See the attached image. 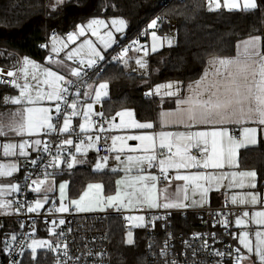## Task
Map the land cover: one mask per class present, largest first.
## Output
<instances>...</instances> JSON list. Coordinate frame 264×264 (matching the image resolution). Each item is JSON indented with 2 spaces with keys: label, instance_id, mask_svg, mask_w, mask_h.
<instances>
[{
  "label": "snow or ice",
  "instance_id": "6c2138e0",
  "mask_svg": "<svg viewBox=\"0 0 264 264\" xmlns=\"http://www.w3.org/2000/svg\"><path fill=\"white\" fill-rule=\"evenodd\" d=\"M66 0H56L57 5L64 4ZM217 8L220 4L217 0ZM225 6L229 9H237L240 5L236 0H225ZM211 9V3L209 5ZM259 6L257 0H243L242 8L245 11L255 10ZM112 25H120L116 28L117 32L123 31V26L125 21L123 19L112 20ZM157 25V20L154 19L149 24V28H155ZM107 28L108 25L104 20L91 19L87 25H80L78 31H74L68 34L67 40L70 42H75L77 36H84L87 30L92 31V35H99L97 29L99 27ZM107 40L104 36H100L101 41L104 42L105 48L110 47L111 43L115 42V38L111 31L106 34ZM153 41L159 39L156 33H152ZM260 36H253L250 39L244 40L241 44H238L237 53L235 57L231 58H220L214 57L209 60V67L205 70L204 74L197 81L190 83L187 88V94L180 93L179 83H167L157 85L154 92L146 93V95H161L163 90V95L168 97H176L175 108L173 110L161 111L159 113V124L160 126H183L185 131H159L153 134L146 135H130L127 137L128 140L140 141V145L137 147H132L122 144L121 148L118 149L119 152L124 151V147H128L130 152H142V155H126L123 159L121 155H116L115 159L120 161L123 165V171L125 173H132L135 171L137 174L132 177V183L129 187L134 189L133 192H126L125 196L130 197L128 203H132L131 197H135L137 203H146L150 208L163 207L168 208H185L188 206L193 207H203L207 194L209 190L213 187H219L221 182L224 180H229L230 183L228 187H244V178L246 177H256L255 171L247 172H233L229 176L228 173H220L217 175L214 172L206 171L208 169H223L225 164L232 165L236 162V149L240 146H245L247 144H256L258 132H264V53L260 50ZM56 37L53 36V47L52 52L58 53L60 50L55 47ZM137 43L133 41V44ZM169 45L173 43V39H168ZM87 45L89 49V58L87 61L81 59L79 61L80 67H71L68 69L72 77H81V73L84 70V66L87 68H92L97 65L98 61H103L105 56L100 50H98L92 43L91 40H85L79 48L72 49L67 53V59L73 60L74 56H78L80 51ZM67 43L63 44L64 48H67ZM128 48H124L117 57L114 59L122 61L127 65V60L125 59ZM152 51H156V44H153ZM51 60V57H49ZM58 65L57 70L52 68L42 69L44 75L43 84L47 85L50 91L45 92L40 87V82L33 72L32 79L36 80L37 83L32 87L35 89L34 95L29 92L30 85L26 82L21 86L16 83V79L11 81L17 88H21L19 96L16 97H5L4 105L6 106L9 102L12 105L19 106L15 112H10V122L7 124L0 123V137H7L9 133H13L17 136L23 137L25 133L31 136L33 133H38L41 130L46 132L58 131V132H69L72 122L70 116L63 117V127L56 128V125L52 123V116L50 115L52 109L49 107L37 106L42 101H55V112L57 114L61 113L60 102L67 104L69 108L72 109L71 116H77L80 113L77 111V102L73 101L68 103L67 96L70 93V89L75 87L77 89V96L84 95L90 96V92L80 93V82L73 81L71 79H66L65 75L59 74L60 70L67 68L64 62L56 61ZM137 64L142 68L145 67V63L137 59ZM31 66L32 69H39V65L30 60L28 57H24L22 60V67L19 71L23 72L25 77L28 76V68ZM2 71V70H0ZM86 74V73H85ZM7 77H17L18 73L14 71H8L6 73ZM2 82V81H0ZM92 89V86H88ZM109 85L107 82L100 83L98 87L94 89L95 96L92 98V103H87L83 116L85 117V123L79 125L81 131H86L87 127L91 124V116L96 115L101 118L99 124V131L104 132L107 129L104 128L105 118L103 111L94 112V104H100L103 97L108 96ZM133 112L130 110H124L117 112L115 116L111 119L115 121L116 116L121 117L120 124L110 123V128H134V129H153V122H138L134 119H130L128 122L123 120V117L127 116L129 118L133 117ZM249 123H254L257 127H244L243 128V139L237 140L232 135L229 134V125L239 124L245 125ZM203 126L205 130L193 131V128H200ZM7 128L8 131H5ZM91 141L92 137H88ZM101 139L100 136H96L95 140L98 142ZM122 139L121 137H112V149L116 150V141ZM40 140H35V145H40ZM73 141L67 139L63 141V144L71 145ZM27 146V141L19 144L20 155L27 156L24 151ZM93 144H89V147H93ZM17 148L16 144L5 143L3 144L4 155H15L14 149ZM45 151H48L46 146ZM166 150V151H165ZM193 150H196V154H193ZM76 151H81V146H76ZM104 164L97 162L95 165L96 170L103 168L109 157H102ZM75 157L72 159V163H69V167L75 163ZM33 164L36 163L35 160L32 161ZM159 168V176L157 175H142L141 173L146 172L151 168ZM16 164L3 165L0 164V176H11L14 171H16ZM170 169L177 171L174 177H169L168 172ZM197 169V171L189 172L188 174H179L180 170ZM202 169V170H201ZM119 169L113 168V171H118ZM240 177L237 180V177ZM47 178V177H45ZM172 179L176 181H183V187L177 185L173 195L175 196V202H171V198L168 194V187L159 190L157 189V184L160 181H168L171 184ZM44 180H33L32 183L36 185L33 189L36 192L40 191V185L43 184ZM124 181L118 180L116 183L120 185ZM139 185V187H136ZM251 187H255L254 184L249 181ZM89 189L95 188L101 190L103 185L101 184H89ZM191 191L195 193L199 191L201 193L199 200H193L191 205H186L183 201L188 199V192ZM10 189L12 191H18L19 185L11 184ZM65 185H60V191L63 195ZM4 189L0 188V195L4 193ZM183 191V199L180 197V193ZM163 195L164 203H158L160 195ZM88 196V192H84L83 196L79 200H73L71 203L76 206L78 211H88L91 210L89 207L82 206V202L85 197ZM47 197H45V201ZM121 200L120 193L117 192L115 196L107 197V203L111 205L115 201ZM258 198L252 193H248L247 196H232V203H250L257 204ZM11 201H0V208L11 207ZM43 207L41 201L37 200L35 207L29 206L27 211L34 212L37 209ZM69 209L61 204V206L56 209L58 212H67ZM18 211V209H17ZM250 213L244 211L242 217H238L235 220L237 226L245 225L249 222L254 223L257 226H264V211H256L251 214V220L249 218ZM129 220H139L144 221V217H127ZM55 225L56 221H52ZM65 221L61 219L59 224L63 225ZM225 226H227L228 221H222ZM141 226V225H137ZM63 234L62 232L60 233ZM255 243L250 238V231H241L238 235L239 244L247 249L248 253L258 257V264H264V231H261L258 227L255 232ZM129 239L128 243H133L131 237L132 233H128ZM16 237L13 236L12 240ZM167 243V242H166ZM7 246V245H6ZM47 246L49 250H54L51 242L43 240H32V243L28 245L32 250L33 260L36 257L37 248H43ZM207 246V242H205ZM59 248V245H56ZM67 249V245H64ZM237 256V264L243 259H248L250 264H257V261L252 260L251 255L244 257L240 255V248L235 249ZM195 250L193 255H195ZM67 255V251H65ZM162 255L166 253L162 252ZM217 256H224L225 253H216ZM227 255H231L228 253ZM67 264V261L64 262ZM172 264H175L173 261Z\"/></svg>",
  "mask_w": 264,
  "mask_h": 264
},
{
  "label": "trees",
  "instance_id": "16d2710c",
  "mask_svg": "<svg viewBox=\"0 0 264 264\" xmlns=\"http://www.w3.org/2000/svg\"><path fill=\"white\" fill-rule=\"evenodd\" d=\"M95 17L123 18L127 30L118 39L120 42L139 35L142 27L154 19L163 27L167 20L176 22L175 42L149 54L145 75L138 76L125 72L117 64H108L94 79L109 85L108 96L101 103L105 116L128 109L140 122L151 121L160 109L157 100L145 97L153 85L169 80L195 81L208 58L232 57L237 42L261 36L264 30L261 6L248 11L209 12L206 0H66L61 5L53 0H0V67H8L18 57L25 56L43 63L47 54L41 44L46 39L71 32ZM95 160L94 155L89 156L85 165L60 175L69 183L70 198H77L85 184L92 181L102 183L105 195L114 192L117 174L91 170ZM238 163L240 169L254 170L259 184L264 186V137L256 147L240 151ZM105 227L109 264L143 263L142 240L132 245L124 242L125 229L120 217H108ZM18 230L15 221L0 225V264ZM43 233L39 231V235ZM53 260L49 250L40 251L35 260L27 251L19 264H53Z\"/></svg>",
  "mask_w": 264,
  "mask_h": 264
},
{
  "label": "built area",
  "instance_id": "2783aa9c",
  "mask_svg": "<svg viewBox=\"0 0 264 264\" xmlns=\"http://www.w3.org/2000/svg\"><path fill=\"white\" fill-rule=\"evenodd\" d=\"M262 10H264L263 0H259ZM164 3V1H162ZM150 22L146 23L140 34L131 40L120 42L117 40L112 49L106 54L103 61H98L92 68L84 66L81 77H66L73 81L80 82V93L87 91L88 85L94 79L102 74L108 64H117L127 70V65L122 61L114 59L124 48H128L125 59L134 60L140 57L149 56V35L156 33L159 39H176L177 25L175 21L167 20L163 27L157 22L155 28H149ZM54 35L51 36L53 38ZM46 39L41 46L46 47ZM133 41L137 43L133 44ZM172 43V44H173ZM60 59V58H59ZM51 60H55L52 56ZM72 67H80L79 61L71 62ZM6 71L0 72V85H11L12 77H7ZM86 73V74H85ZM75 87L70 89L67 96L68 103L77 102V111L80 113V104L85 99L84 95L77 96ZM145 97H149L145 95ZM61 113L55 111L52 116V123L56 128L63 127V117L70 116L71 128L69 132H46L39 135L42 142L41 149L36 154H29L24 159V173L19 183V190L13 195V208L16 212H0V225L5 221H15L19 225L18 232L14 235L15 240L11 239L6 251L5 260L2 264H19L23 255L28 251L30 241L43 230L46 236L52 229L55 241L53 264H109L108 231L105 227V220L108 217L123 216L126 214L142 215L144 221L141 228L142 237V264H237L235 251L238 248L236 243V227L234 219L238 217L243 207L232 206L225 203L220 207H200V208H180L165 209L163 207L148 209L138 212H123L118 209L100 212H78L68 210L67 212L56 211L55 205L48 206L42 210L28 212L29 206L34 205L35 198L33 189L35 184L33 180H44L57 167L58 162L61 171L68 172L72 170L69 163H72L73 157H76V146H87L91 143L88 137L92 139L100 136L101 139L94 143V151L97 157L102 159L104 156H110V141L113 130L109 127L110 122L104 115V132L99 131L101 118L92 115L91 124L86 131H81L78 120L81 115L71 116L72 109L64 102H60ZM96 111H103L102 107H97ZM71 139V145L63 144L64 140ZM48 151H45V147ZM196 154V150L193 151ZM36 163L33 164L32 161ZM157 172V176H159ZM164 181L158 182L161 185ZM18 209V211H17ZM63 219L65 223L59 224ZM227 220V226L222 221ZM52 221H56L54 225ZM126 222L123 223L125 227ZM63 233L62 235L60 233ZM167 242V243H166ZM207 242V246H205ZM67 245V249L64 245ZM195 250V255L193 251ZM67 251V255H65ZM162 252L166 255H162ZM225 253L224 256H217L216 253ZM231 253V255H227ZM241 255V254H240ZM242 264V260L239 262Z\"/></svg>",
  "mask_w": 264,
  "mask_h": 264
},
{
  "label": "crops",
  "instance_id": "0c3cea01",
  "mask_svg": "<svg viewBox=\"0 0 264 264\" xmlns=\"http://www.w3.org/2000/svg\"><path fill=\"white\" fill-rule=\"evenodd\" d=\"M53 2H54V4L57 5L56 0H53ZM216 2H217V0H206V8L209 12H216L219 10H226V11L243 10V8H242L243 0H236V2L240 5V7L237 9H229L228 7H226L225 6V0H218L220 7L217 8L215 6ZM210 3H211V9L209 7ZM257 4H258V6H261V3L259 0H257ZM91 19L104 20L106 22V24L108 25V27L107 28H105L103 26L99 27L97 29L99 35H92V31L86 29L85 35L84 36H77V39L75 40V42L68 41L67 37H68L69 33L74 32V31H78V27H76L75 30L68 32L64 35L55 36L56 37L55 47L60 50L58 53L52 52L53 38H51L48 41L47 46L45 47L46 54H47L45 61L43 63H39V62H35L32 60L37 65H39V69L34 70L31 68V66H29L27 77H25L23 72L19 71L20 68L22 67V60L24 57H18L16 60L12 61L8 67H0V70L6 71V72H8V71L17 72L18 76L12 77V78L16 79V83L20 84L21 86H23V84L27 82L30 85L29 92L32 93L33 95H34L35 89L32 86L37 83L36 80L32 79L33 72H35V75L37 76V78L40 82V87L45 92L50 91L48 86L43 84V80L45 77L41 71L42 69L52 68L53 70H57L58 65L55 62L62 60L64 62V64L67 65V68L61 69L59 74L65 75L66 77H72L68 71V69L72 67L70 65V63L74 62V61H80L81 59L87 61V59L89 58V49H88L87 45H85L84 48L80 51V54L78 56H74L73 60L67 59V53L69 51H71L72 49L79 48L80 45L83 44L84 41L87 39V40H91L93 45L98 50H100L103 55H106L112 49L115 42L120 37H122L127 30V23L121 17H107V18L95 17V18H90L89 20H87L86 22H84L81 25H87V23ZM114 19L115 20L123 19L125 21V25L123 26L122 32L116 31V28L120 27V25H116V26L112 25L111 22ZM78 26H80V25H78ZM108 31L112 32V34L115 38V42L111 43L110 47L105 48L104 42L101 41L100 36H104V39L107 40V36L105 34ZM250 38L251 37L240 40L239 42H237L236 46L238 44H241L242 41L250 39ZM160 40L164 42L163 46H165V44L168 43V40H163V39H160ZM64 43H67V45H68L67 48L63 47ZM260 50L262 53H264V46L262 44V37H261V41H260ZM150 53H153L151 50V44H150V49H149V54ZM236 53H237V47L235 48V54L232 57H235ZM52 56L55 57V60H49V57H52ZM213 58L214 57H210L207 59L205 67H204L201 75L195 81H197L201 78V76L204 74L205 70L208 69V67H209V63H208L209 60H211ZM220 58H231V57H220ZM137 59L142 60L146 66L142 68L139 64L136 63ZM127 67H128L127 70L129 72H133L138 76L145 75L147 68H148V56L136 58L134 60H129L127 62ZM124 71L128 72L125 69H124ZM192 82H194V81H192ZM192 82L184 83V82L179 81V80L164 81V82L157 83V84L153 85L147 93H149L150 91L154 92L156 86L160 85V84H167V83L176 84V83H179L180 93L181 94H187V92H188L187 86ZM99 83H102V82L93 81L89 84L92 86V89H89V87H87L86 92H90V96H85V99L80 104V114H82V115H81L80 119L78 120L79 124L85 123V117L83 116L84 108H85L87 103H92L91 97L93 96V94H95L94 89L99 85ZM20 91H21V88H17L14 84H11L9 86H1L0 85V123H4V124L9 123L10 122L9 113L15 112L16 109L19 107L17 105H12L10 102L5 106L4 105V98L5 97L11 98V97L19 96ZM162 93H163V90L161 92V95H148L150 98L157 100L160 104V109L156 112L154 118L151 121H146V122H153L155 125L154 128L153 129H134V128H123V127L115 128L116 130L113 131L112 137L117 136V137H121L122 139H118L116 141V150H110L109 159L103 168H101L100 170H96V168H95V165L97 164V162H100L101 164H104L105 162L103 161V159H100L99 157L96 156L95 151H94V146L93 147H89V145L81 146V151L76 152V157H75L76 162L73 163L72 169L77 167V166L85 165L88 161V157L94 155L96 157V160L91 165V170H93L95 172L106 171V172L117 174V178L115 180L114 192L107 195V196H104V194H103L104 189L103 188L101 190H97L94 188L95 189L94 190V192H95L94 198L89 199L88 197H85L84 201L82 202V206L89 207V208H91V210L79 211V212H100V211H111L113 209H118V210H121V211L127 213V212H134V211L138 212V211L153 209V208H150L146 203H137L134 196L131 197L132 203L131 204L128 203L130 197L125 196V193L134 191V189L132 187H129L128 185L132 183V177L135 176L137 173L135 171H133L132 173H125L122 170L123 165L121 164L120 161H117L115 159V156L119 154V155H121V158L123 159L126 155H129V154H132V155H142L143 154L142 152H139V151L130 152L128 147H124L123 152L118 151V149L121 148L122 144L132 146V147H137L138 145H140V141L128 140L127 137L130 135L153 134V133L159 132L161 130L173 131V132L185 131V128L183 126L172 125V126H166L163 128L160 126V124H159V113L161 111L173 110L175 108V99H176V97H168V96L163 95ZM55 103H56L55 101L45 100V101L40 102V104L37 106H43V107L51 108L52 111H51L50 115L53 116V112L55 111ZM98 106L99 105H95L94 110ZM99 107H102V106H99ZM125 110H128V109H125ZM121 111H124V110H121ZM130 111H132V110H130ZM133 114H134V112H133ZM121 119H122L121 117H118V119H116L115 122L120 124ZM130 119H134V120L138 121L135 118V114L131 118H129L127 116L123 117V120L125 122H128ZM138 122H140V121H138ZM141 123H144V122H141ZM244 127H257V125L254 123H249V124H245V125H239V124L229 125L228 126L229 134L232 135L237 140H241V139H243V128ZM88 128H89V126L87 127V129ZM192 130L196 131V130H205V129L203 128V126H201L200 128H193ZM5 131H8L7 128L5 129ZM43 131H45V130H41L38 133H33L31 136H29L27 133H25V135L23 137H20V136L13 134V133H9V135L7 137H0V164H3V165L16 164V166H17L16 171H14L11 176H0V188L5 190L4 193L2 195H0V201L11 200L12 204L14 203L12 195L16 191H12L10 189V185L11 184L19 185L21 178L23 176V173H24V159L26 157V156L20 155L19 144L23 143L24 141H27V146L24 149V151L27 153V155L38 153L41 149L42 142L40 143V145L37 146L34 144V141L40 140L39 135L42 134ZM112 137H111V141H110V149H112ZM263 137H264V132H258L256 144H247L245 146L238 147L236 149V157H235L236 162L234 164H232V165L225 164V167L223 169H208L206 171L214 172L217 175H219L220 173H228L229 176L233 172L239 173V172L254 171L251 169H240L239 168V163H238L239 153L242 150L256 147L259 143V140ZM5 143H11V144L17 145V148L13 150L15 152V155H8V156L4 155L3 144H5ZM94 143H95V139L93 138L90 144L94 145ZM193 151H195V150H193ZM59 164L60 163H58L57 167L54 169V171L47 178L44 179L45 182L40 185V191L36 192L33 190L34 198H35V202H34L33 207H35V203L37 200L41 201V203L43 204V207L37 209V211L42 210V209H44L48 206H51V205H55V207L58 209L61 206V204L65 205L69 210H77L76 206L73 205L71 203V201L79 200L80 197L83 196L84 192H86V191H84L77 198H70L69 197V183L67 180L62 179L60 177V175L62 173H64V171L60 170ZM113 168H116L119 170L113 171ZM194 171H197V169H189V170L181 169L179 174L183 175V174H188L189 172H194ZM157 172H159V168L155 167V168L148 169L146 172L141 173V174L142 175H149V174L157 175ZM176 174H177V171L174 169H170L168 172L169 177H174ZM239 179H240V177L238 176L237 180H239ZM118 180H121L124 182L121 183L120 185H117L116 182ZM48 181H52V183H49ZM249 181H251V183L254 184L255 187H251L249 185ZM230 182H231L230 179L224 180L221 182L219 187L213 186L207 194L206 201H205L203 207H205V206L220 207V206L224 205L225 203H229L232 206L243 207V208H245L244 211H248L250 213L249 218H246L249 221L251 220V214L252 213H254L256 211H264V186L259 184L257 175L254 178H252V177L244 178V187H237L235 185L233 187H228L227 185ZM61 184L65 185L63 195L61 194V191H60V185ZM91 184H101L102 185V183H99V182H93ZM183 184H184L183 181H176L175 179H172L170 185L168 184V181H164L161 185L157 184V189L159 192V190H161L167 186L168 187V194L171 198V202H175V196L173 195V193L175 192L177 185H180L182 188ZM50 185L53 186L52 191L48 190ZM35 187H36V185H35ZM136 187H139V185H136ZM117 192L120 193L121 200L115 201L111 205H109L107 203V197L115 196L117 194ZM248 193H252V194L256 195L259 202L255 205L250 204V203H244V204H241V203L233 204L232 203V196L233 195L237 196L239 199L240 196H247ZM200 195H201V193L199 191H196L195 193H193L191 191V188H190L189 192H188V199L184 200L183 202L186 205H191L193 200H199L200 199ZM183 196H184V193H183V191H181V193H180L181 199H183ZM45 197H47L46 201H45ZM164 202L165 201H164L163 195L161 194L159 197L158 203L162 204ZM188 207L200 208V207H193V206H188ZM9 208H0V212L6 213V212H8ZM185 208H187V207H185ZM170 209H180V208H170ZM244 211H242V213ZM242 213L238 217H242ZM128 215H133V214L128 213V214L124 215V217L128 216ZM133 216H139L140 217L142 215L139 214V215H133ZM238 217H236V218H238ZM236 218L234 219V225L236 227V243H237V246L241 250L240 254L244 257H248L251 255L252 260L257 261V264H258V257L248 253L247 249H244L243 246L239 244V240L237 237L241 231H250V238L253 240V243H255V235H254L255 230L259 227L261 231H264V226H257L251 222H249L245 225L237 226L235 224ZM242 264H250V261L248 259H243Z\"/></svg>",
  "mask_w": 264,
  "mask_h": 264
},
{
  "label": "rangeland",
  "instance_id": "374dc122",
  "mask_svg": "<svg viewBox=\"0 0 264 264\" xmlns=\"http://www.w3.org/2000/svg\"><path fill=\"white\" fill-rule=\"evenodd\" d=\"M263 12H264V10H263ZM149 42H150V44H151V50H152V47H153V44L155 43L156 44V51H159L160 49H162L163 48V41H161L160 39H158V40H156V41H153V37H152V33L149 35ZM165 46H169V43H166L165 44ZM155 51V52H156ZM153 52V51H152ZM103 83V82H102ZM100 84V83H99ZM98 87V86H97ZM94 96H95V94H93V96L91 97V100H92V98H94ZM106 97H103L102 98V100H104ZM101 103H102V101H101ZM101 103L100 104H94V106L95 105H99V106H102L101 105ZM94 112H95V110H94ZM120 112V111H119ZM116 114V113H115ZM115 114L114 115H112V116H110V117H107L108 118V121L110 122V123H114V124H118V123H116L115 121H112V117L113 116H115ZM80 115H82V114H80ZM118 117L119 116H116V118H115V120L116 119H118ZM112 130L113 131H115L116 129L115 128H112ZM59 163V162H58ZM49 183H52V181H48ZM93 182H99V181H92V182H88V183H86L85 184V187L82 189V191H81V193L80 194H82L84 191H87L88 192V198L90 199H93L94 198V188H92V189H89L88 188V185L89 184H91V183H93ZM48 183V184H49ZM100 183V182H99ZM49 187V186H48ZM48 190L49 191H52L53 190V186H51L50 185V187L48 188ZM104 192V191H103ZM104 194V193H103ZM104 196H107V195H105L104 194ZM9 201H11V200H9ZM12 202V201H11ZM76 211H78V210H76ZM96 211V210H95ZM98 211V210H97ZM8 212H16V210L13 208V204L11 203V207L9 208V210H8ZM79 212V211H78ZM127 217H139V216H133V215H128V216H125L124 217V215L123 216H120V219H121V221H122V226H123V223L124 222H126V226L124 227V229H125V233H124V242L126 243V244H128V245H132V244H134L136 241H140V240H142V237H141V228H142V224H143V222H141V221H139V220H136V219H133V220H129V219H127ZM137 225H141V226H137ZM129 231H131V233H132V237H131V239H132V241H133V243H128V239H129V236H128V233H129ZM33 239H35V240H43V241H48V242H51L52 243V245L54 246V241H55V236H54V233H53V231H52V229H50L49 230V232L47 233V235L46 236H44V235H39V233L33 238ZM32 239V240H33ZM32 240L30 241V244L32 243ZM29 244V245H30ZM54 248V247H53ZM45 250H49L48 248H47V246H45V247H43V248H37V250H36V255L40 252V251H45ZM49 251H51L52 253H53V255H54V253L56 252V248H54V250H49ZM28 253H29V255L33 258V256H32V250H31V248H29L28 249Z\"/></svg>",
  "mask_w": 264,
  "mask_h": 264
},
{
  "label": "water",
  "instance_id": "95a60500",
  "mask_svg": "<svg viewBox=\"0 0 264 264\" xmlns=\"http://www.w3.org/2000/svg\"><path fill=\"white\" fill-rule=\"evenodd\" d=\"M261 37H262V44L264 46V30H263V33H262Z\"/></svg>",
  "mask_w": 264,
  "mask_h": 264
},
{
  "label": "bare ground",
  "instance_id": "6f19581e",
  "mask_svg": "<svg viewBox=\"0 0 264 264\" xmlns=\"http://www.w3.org/2000/svg\"><path fill=\"white\" fill-rule=\"evenodd\" d=\"M263 3H264V0H263Z\"/></svg>",
  "mask_w": 264,
  "mask_h": 264
}]
</instances>
